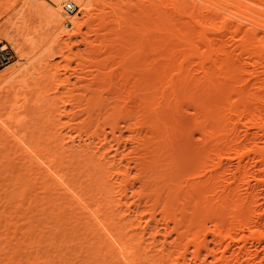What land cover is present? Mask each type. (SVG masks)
<instances>
[{
    "label": "bare ground",
    "instance_id": "obj_1",
    "mask_svg": "<svg viewBox=\"0 0 264 264\" xmlns=\"http://www.w3.org/2000/svg\"><path fill=\"white\" fill-rule=\"evenodd\" d=\"M67 1L83 14L82 22L63 12ZM141 1L23 0L0 31L3 48L10 45L18 57L0 74L1 94L15 92L3 104L0 139L22 166H28L42 192H50L40 214L58 201L48 213L52 219L56 214L58 221L63 217L67 224L76 222L70 231L73 239L85 228V236L97 242L96 252L103 253L109 264H206L201 262L203 251L216 264H264V0H148L147 5ZM94 4L100 7L92 14ZM25 9L40 19L33 29L27 27ZM68 26L72 33L65 30ZM50 27H58L62 35L37 37ZM83 27L88 29L85 34ZM72 36H81L82 53L72 54L69 43L64 48L95 73L84 80L81 62L77 63L81 77L76 78L75 70L67 73L75 76L74 83H83V99L81 92L80 100L71 97L77 83L68 89L71 76L64 79L61 73L64 80L57 86L71 96L64 101L55 92L50 97L49 87L48 95L41 90L46 101L36 95L48 102L44 107L57 123L50 121L57 127L51 131L52 139L72 154L66 161L42 148L39 139L28 138L31 133L21 134L29 114L22 115L20 109L26 111L29 97L24 91L30 80L38 76L40 81V69L52 66L48 64L56 55L52 43ZM108 53L106 60L99 59ZM146 58L151 61L141 68L138 63ZM110 64L116 67L106 72ZM52 74L51 80L56 77ZM221 89L223 94H216ZM188 105L195 113L194 130L203 140L196 143L194 164L188 161L186 130L183 140L177 141V121L187 122L188 129L189 118L183 113ZM78 109L86 115L84 123L76 124L82 115ZM62 118L67 122L61 123ZM122 131L127 133L125 141ZM126 147L127 152L122 150ZM27 191L25 186L21 196ZM54 207L58 214L52 212ZM32 218L26 235L21 234L24 240L14 244L16 250L33 235ZM64 222L54 232L55 239L68 227ZM40 234L33 237V247L24 244L27 264H38L41 258L39 250H33L43 243L38 239L46 237ZM48 245L44 246L57 248ZM79 252L82 257L83 249Z\"/></svg>",
    "mask_w": 264,
    "mask_h": 264
},
{
    "label": "rangeland",
    "instance_id": "obj_2",
    "mask_svg": "<svg viewBox=\"0 0 264 264\" xmlns=\"http://www.w3.org/2000/svg\"><path fill=\"white\" fill-rule=\"evenodd\" d=\"M23 1V0H22ZM22 1L21 0H0V31L2 32V31H4L5 30V27L7 26V24H6V22L5 21H7V19L9 20V18L14 14V13H16L17 12V10L21 7V5H22ZM86 1H90V0H86ZM135 2V3H138V2H140L141 0H138V2H137V0H131V4H133V2ZM67 2H69V1H67ZM141 2H143L144 3V0L143 1H141ZM142 3V4H143ZM146 3V4H145ZM145 3H144V5H147L148 4V0H147V2H146V0H145ZM139 4V3H138ZM13 5V6H12ZM13 7V8H15V9H13V8H10V7ZM100 6L98 5V4H94L93 5V10L91 11V13L92 14H95L96 12H97V9L99 8ZM12 9V10H11ZM170 11V10H169ZM63 12H65L64 11V9H63ZM171 12V11H170ZM188 12H189V6H188ZM66 13V12H65ZM66 14H68V13H66ZM189 14V13H188ZM70 16H72V17H74V18H76V19H78V20H80L81 22L83 21V19H82V17H83V14L82 13H77V12H75V13H73V14H69ZM24 16H25V18H26V20H28L27 21V27L29 28V29H33L34 27H36L38 24H39V21H40V19L36 16V14L34 13V11L33 10H30V9H25V11H24ZM189 22V21H188ZM8 23V22H7ZM65 30H68V31H70V33H72V27L71 26H68L67 28L65 27ZM44 30H42V31H40L39 32V36L37 35V37H42V38H44V39H47L48 37L50 38H53L54 36H56L57 34L59 35V36H61L62 34H59V32H60V29H58V27H50L48 30L47 29H45V31L43 32ZM0 32V33H1ZM43 32V33H42ZM88 32V29H86V27H83L82 28V33L83 34H85V33H87ZM45 34V35H44ZM91 36H92V34H91ZM93 37V36H92ZM110 38H112V36L110 37ZM111 41H114V39H111ZM82 43V39H81V36H72L71 37V39L70 40H68V38H66V37H64L62 40H60L59 41V43L56 45V43L54 42V44L52 43V45H51V52L52 53H56V55H54V57L53 58H51V59H49L48 61V64H50V65H52V66H50L51 67V69H50V71H49V68H46V69H40V74H39V76L41 77L40 78V81L38 80V79H36V77H38V76H35V83L32 81V80H30V84H29V87H27V88H29V89H25V91H24V96H27V99H28V97H29V99H28V103H27V108H26V111H22L23 109L21 108L20 110V112L22 113V115H25V114H29V115H27V117H26V119H28L29 120V122L28 123H26V124H28V125H26L25 124V127H24V129H22L21 130V134H22V132L24 133V132H26L27 131V136H28V134H30L29 136H28V138H34V139H36V141L38 140L39 141V145H41L42 146V148L44 147L45 149H47V150H49V153L51 152V154H57L58 156H63V157H65V160L66 161H70L71 160V152H68V150H69V148H65V150L67 149V152H64V150L59 146V141H54L52 138L53 137H51V136H53V134L55 133L54 132V128H55V125L54 124H57L54 120H53V116H50L51 114V112L49 113L48 112V109L47 108H45V107H47V104H48V102H47V104H46V102H44V100L46 101V96L49 94L50 95V97H54V95L53 94H55V92H58V95L57 94H55V95H57V96H60L61 95V97H62V99L65 101L68 97V95H70L69 93H67V91H66V89H61L60 87H58L57 85H59V81H61V80H64L65 79V76H66V74L67 73H70V74H72L73 73V71L75 70L76 72H74V74H75V76H76V78H77V76H79V77H81V74H78V73H81V68H82V66H83V62L82 61H79L78 59L76 60V59H74V58H76L75 56H73V55H69L70 53L69 52H67L66 51V49L64 48V43H69L68 45L71 47V50H70V52L72 53V54H77V53H82V51H80V50H82V48L84 49V46H83V44H81ZM4 44H5V42H2L1 41V39H0V74H2V72H3V74L4 73H6L7 71H8V66H10L12 63H14L17 59H18V57H17V55H16V53H15V51L13 50V48L12 47H10V45H8L6 48H3V46H4ZM55 45V46H54ZM54 47H56V48H54ZM63 48V49H62ZM53 49V50H52ZM63 52V54H64V52H65V56L64 57H62L61 55H60V53H58V51H60V50ZM58 53V54H57ZM69 53V54H68ZM103 56V57H102ZM107 56L109 57V53L108 54H104V55H101L100 57H99V59L101 60V58H103L102 60H106L107 59ZM6 57H8L9 58V61H8V63H5V60H4V58H6ZM67 57H68V59H67ZM105 57V58H104ZM148 57V56H147ZM135 58H137V57H135ZM147 60H149V59H151V58H146ZM146 59H144V60H142L141 62L139 61V63H138V65L139 66H141V64H143L142 66H141V68H143L144 66H145V64L147 63V64H149L150 63V61L151 60H149V61H147ZM144 61H147V62H144ZM79 62H81L82 63V66L80 67V66H77V63L78 64H80ZM39 63V62H38ZM37 63V64H38ZM145 63V64H144ZM146 64V65H147ZM85 65V64H84ZM137 65V64H136ZM53 66H56V67H53ZM66 66H68V71H66L67 70V67ZM114 67V64H110L109 66H108V69H105V70H107L106 72H108V71H110V69L112 68V67ZM52 67L54 68V69H52ZM64 67H66L65 69V71L66 72H64ZM77 67H79L80 68V70H79V72H78V69L79 68H77ZM85 67V68H84ZM89 66H83V69L85 70L86 68H88ZM111 67V68H110ZM116 67V66H115ZM114 67V68H115ZM38 68V67H37ZM40 68V67H39ZM59 68H60V70H59ZM91 69V70H90ZM90 69H86V71H88V70H90V71H92V70H94V68L92 69L91 67H90ZM57 70V71H56ZM84 70H82V73H83V75H82V78L84 79V80H86V79H88V78H90V76L92 75V74H95V73H91V72H86V71H84ZM144 70V69H143ZM46 71H47V74H46ZM54 73V75L56 74V77L54 78V79H52L51 80V78H52V72ZM49 72V73H48ZM55 72H58V73H55ZM86 73V76H88V75H90V76H88V77H85L84 76V74ZM93 72V71H92ZM95 72V71H94ZM103 72H105L104 70H103ZM60 73H61V75H60ZM64 73V74H63ZM44 74V76H42ZM49 74H51V75H49ZM63 76L64 75V79L62 78V77H60V76ZM49 76H51V78L49 79ZM69 76H71V79H70V77ZM74 75H73V78H72V75H69V74H67V77L66 78H68L69 77V81H70V86H69V88L68 89H72L73 88V84H76L77 82H75L74 83V81H76L75 80V77ZM43 77V78H42ZM45 77V78H44ZM58 77V78H57ZM85 77V78H84ZM92 77V76H91ZM57 78V79H56ZM61 79V80H60ZM56 80H58V81H56ZM37 81H39V82H37ZM51 81V82H50ZM55 81V82H54ZM33 82V83H32ZM53 82H54V84H53ZM36 83H37V85L39 84H41L40 86L38 85V87H37V85H36ZM52 83V84H51ZM55 83H57V84H55ZM48 84H50V85H48ZM81 84H83V83H80L79 85H78V83L76 84L77 85V87L74 89L75 91H73L74 93H76L78 90H79V92H77L75 95L76 96H73L74 95V93L72 94V96L71 97H74V98H76V99H78V100H80V96H78V94L82 91L83 93H84V89L82 88V86H81ZM48 85V86H47ZM54 85H56V86H54ZM34 86V87H33ZM47 86V87H46ZM52 86V87H51ZM79 86V87H78ZM3 87V88H2ZM42 89H41V88ZM50 89H49V88ZM56 87V88H55ZM58 87V88H57ZM36 88H40V90H38V89H36ZM44 88V89H43ZM48 88V91L46 90L45 91V89H47ZM52 88H55V89H57V91L56 90H54V89H52ZM61 89V94H59L60 92H59V90ZM229 88V87H228ZM2 89H4V84H2V83H0V95H2V96H0V114L1 113H4L5 112V110L3 109V107H4V105L6 104V103H8L9 101H11L12 100V98H14V96H15V92H13V91H11V92H9V94L8 93H5V94H1L3 91H2ZM83 89V90H82ZM226 89V88H225ZM41 90H44L45 91V93L46 92H48V94L46 95L45 93H44V91H42V93L43 94H45V95H42V93H41ZM64 90L66 91V92H64ZM227 90V89H226ZM27 91H28V93H27ZM4 92H6V89L4 90ZM38 92V93H37ZM81 92V93H82ZM222 92V94H223V90L221 89L220 91H218L216 94H220ZM66 93V94H65ZM80 93V94H81ZM81 94L82 95V98L81 99H83V95H85V94ZM28 94V95H27ZM38 94H40V95H42V96H45L44 97V100H42V101H40L41 100V97H40V99H38L39 97L38 96H40V95H38ZM65 94V95H64ZM79 94V95H80ZM4 95V96H3ZM36 95H38V96H36ZM67 95V96H66ZM69 96V97H70ZM77 96H78V98H77ZM196 96V95H195ZM218 96V95H217ZM65 97V98H64ZM238 97H239V95H237L236 93H233L232 92V98L234 99V100H236V99H238ZM43 98V97H42ZM34 99H35V101H34ZM39 100V102H37L38 100ZM195 99H196V97H195ZM21 102H23V101H21ZM26 102H27V100H26ZM42 104H41V103ZM36 103V106L34 105ZM37 103H39L38 104V106H37ZM4 104V105H3ZM43 105V106H42ZM44 105H46L45 107H44ZM2 106V107H1ZM32 109H31V108ZM37 107H41V109L39 108H37ZM82 107V110L84 109V107L83 106H81ZM81 107H80V109H81ZM41 110V111H40ZM79 110V109H78ZM82 110H79L80 112L82 111ZM188 112L187 111H185V108H184V115L185 116H188V129L185 127V124L187 123V122H185L184 123V121H182V120H180V121H177V124H176V127H180V128H178L177 130L179 131V137H180V139H178L177 141H179V140H183V139H187V140H185V142H187L188 143V148L190 147V149H188L187 151H188V161L190 160V159H192V160H190V162L192 163V164H194L195 163V160L197 159L196 157L197 156H194V152H196L194 149L196 148V143H198V144H200L203 140H202V138L200 137V135L198 134V132L196 131L195 132V130H194V127H195V129H196V124H195V122L193 121V119L194 118H192L191 119V117H195V116H193V115H195V113H194V110H193V108H192V106L190 107V105H188ZM44 111H45V113H44ZM77 111V110H76ZM25 112V113H24ZM29 112V113H28ZM33 112V113H32ZM43 112V113H42ZM79 112V113H80ZM186 112V113H185ZM20 113V114H21ZM40 115H39V114ZM49 113V114H48ZM84 113V111H82V115L84 116H80V114L79 115H77V117L78 116H80V117H78V118H80V119H78L77 118V123L76 124H79V123H82L83 122V119L85 120V117H86V115H84L83 114ZM194 113V114H193ZM32 114V115H31ZM48 114V115H47ZM36 115V116H35ZM29 116V117H28ZM38 116V117H37ZM49 116V117H48ZM45 117H47V118H45ZM51 117V118H50ZM31 119V121H30V119ZM42 118V119H41ZM83 118V119H82ZM47 119V120H46ZM65 119H67V118H62L61 119V123L63 122H67V121H64ZM36 120V121H35ZM41 120V121H40ZM49 120V121H48ZM68 120V119H67ZM79 120V121H78ZM82 120V121H81ZM195 120V119H194ZM34 121V122H33ZM46 121H47V123H46ZM50 121H52V123H53V121L55 122L54 124H51V122ZM192 121V123H190ZM74 122H76V120H74ZM79 122V123H78ZM38 123H40V124H38ZM44 123V124H43ZM46 123V124H45ZM49 123V124H48ZM84 123V122H83ZM173 123V122H172ZM33 124H35V125H33ZM179 124V125H178ZM194 124V125H193ZM30 125V126H29ZM37 125V126H36ZM44 125V126H43ZM51 125H53L54 127H53V130H51L52 129V126ZM122 127L120 128L121 130H123L124 129V127H123V124L121 123L120 124ZM120 125H119V127H120ZM28 128H27V127ZM36 126V127H35ZM193 126V127H192ZM182 127V128H181ZM184 127V128H183ZM57 128V127H56ZM56 128H55V131H56ZM28 129V130H27ZM31 130V131H30ZM183 130H186L185 131V133L183 132ZM38 131V132H37ZM51 131H53V132H51ZM64 131H65V129H64ZM63 131V132H64ZM67 131V130H66ZM123 132V135H124V137L122 138L124 141L127 139V133L125 132V131H122ZM34 133V134H33ZM36 133V134H35ZM53 133V134H52ZM73 133V132H72ZM181 133L183 134H187V138H183L182 139V137L184 136L185 137V135H181ZM26 134V133H25ZM119 134V133H118ZM117 134V135H118ZM34 135V136H33ZM38 136V137H37ZM37 137V138H36ZM110 137V136H109ZM126 138V139H125ZM109 139H111V138H109ZM121 139V140H122ZM31 140V139H30ZM122 140V142H124ZM202 140V141H201ZM4 140L3 139H0V264H27L25 261H26V259H24V258H26L25 256H24V258H23V256H22V254L24 253V255H25V253H26V251H27V245H26V249L24 248L25 247V245L24 244H28V243H31V244H29V246L31 245H33L34 243H32L33 241H36V240H34L33 239V237L34 238H37L36 236H37V234H38V236H39V234L41 233V232H43L41 229H40V226H42V224H43V226H42V228H43V230L45 231L44 233H41L40 235H44V234H46V237H43V238H41V240H39L38 239V244H40V243H42V244H40V245H36V246H34V247H36V248H38V247H40L39 249H33V250H35L34 252H36V251H38V252H36V254L37 253H40L38 256L39 257H41V258H39V262H38V264H64V262L63 261H67L65 264H69V263H71V264H88V262H89V260H93L94 261V263L95 264H99V261H102V263L103 264H109L110 263V261L109 260H106L104 257H103V253H97L96 252V245L95 244H97V242H94L93 240H91L89 237H86L85 236V232H86V229L84 228H82V229H80L79 230V232L77 233L78 235H77V237H79L78 239H73V236H72V234H71V232H72V230H71V227L74 225V224H76V222H72L71 224H67L68 223V219H65V218H63V217H61L62 219L61 220H59L58 221V219H60V217L59 218H57L58 216L55 214L54 215V217H53V219H52V217H51V215H49L48 213H50L51 212V209H52V206H53V204L54 205H57V203H58V201H55V202H53L52 204H51V202L49 203L50 204V206H51V208H50V206H48V209L46 210L47 212H45V213H41V214H43V215H41L40 214V212L42 211V210H40L42 207H44V206H42V204L41 203H44V201H45V199H43L44 197H49V195H50V192L49 193H47V194H44L42 191V188L40 189V186H39V184H38V182H35V180H34V175H33V173L32 172H29L28 171V166L27 165H23L22 166V163H23V161H21V160H19L18 158H17V156H16V154H14L13 153V151L11 150V147H10V145H7L6 143H4L3 142ZM35 141V140H34ZM35 141V142H36ZM37 141V142H38ZM42 141V142H41ZM32 142H33V140H32ZM37 142L35 143V145L37 144ZM110 142V141H109ZM121 142V141H120ZM200 142V143H199ZM186 143V144H187ZM34 144V143H33ZM192 144H194V146L192 145ZM44 145V146H43ZM202 145V144H201ZM200 145V146H201ZM40 146V147H41ZM191 146H192V148H191ZM199 146V145H198ZM199 146V147H200ZM127 148H129V147H126V149L124 148V149H122V150H124L125 152H127L126 150H127ZM191 149L192 150H194V151H192V152H190L191 151ZM197 152H198V150H197ZM197 152H196V155H197ZM194 153V154H193ZM190 154H192L193 155V158H191V156H190ZM199 155V154H198ZM201 155V154H200ZM186 156V155H185ZM194 157H195V159H194ZM193 161H194V163H193ZM190 163V164H191ZM76 172H77V169H76ZM25 176H24V175ZM24 176V177H23ZM19 178H21V179H19ZM25 186H27L28 187V191H27V194H26V196L25 197H22L21 196V191L24 189V187ZM256 191H258L257 193H259L260 191H261V189L260 188H258ZM36 194H38V198L37 199H35V195ZM41 199V200H40ZM49 200H50V197L48 198ZM47 199V200H48ZM41 204V205H40ZM46 204H48V203H46ZM58 206V205H57ZM32 207V208H31ZM29 208H31L30 209V211H29ZM50 208V209H49ZM55 208V207H54ZM56 209V208H55ZM40 210V211H39ZM54 210V209H53ZM58 210L56 209V211L54 210V211H52V212H54V213H57L58 214V212H57ZM67 213V212H66ZM45 215H46V218L47 219H45ZM51 217H49V216ZM52 215H53V213H52ZM30 217V218H29ZM31 217H33L32 218V220L33 221H36V223H35V227L33 228L34 230H33V235L32 236H30L29 235V238H28V242H27V240L24 242V244H23V246L21 245V249L19 250V249H17L16 250V248H13V246H14V244H17V242H19L20 241V239H21V237H23V236H21V234L22 233H24L26 230H29L28 229V227L30 226V219H31ZM64 217H66V216H64ZM42 220H41V219ZM50 221H49V220ZM39 220H41L40 221V223H39V227H37L38 225H37V223H38V221ZM47 221H49V222H47V224H46V222ZM58 223H57V222ZM63 221H65L64 222V227H66V226H68L67 228H62V229H60L61 230V233L60 232H58L59 234H57V235H59V236H57L56 235V239H55V236H54V232H56V231H58V229H59V225L60 224H62L63 223ZM67 222V223H66ZM66 223V224H65ZM45 224H46V226H45ZM11 225V226H10ZM7 226V227H6ZM10 226V227H9ZM45 227V228H44ZM7 229H9L8 231H7ZM46 229V230H45ZM39 230V231H38ZM59 230V231H60ZM64 230V231H63ZM17 231V233H15ZM41 231V232H40ZM47 231V232H46ZM71 231V232H70ZM15 233V235H14V233ZM37 234H36V233ZM68 232V233H67ZM70 232V233H69ZM5 233H8V234H5ZM26 233V232H25ZM22 234V235H26V234ZM42 235V236H43ZM67 237H66V236ZM45 236V235H44ZM40 238V237H39ZM44 238H46V239H44ZM23 239V238H22ZM21 239V240H22ZM43 239V240H42ZM47 239H48V242L49 243H51V245H55V246H57V248H55V247H53L52 248V246H50L49 248H51L52 250H50L49 248H46V246L49 244V243H47ZM24 240V239H23ZM33 240V241H32ZM46 240V241H45ZM42 241V242H41ZM23 243V242H22ZM46 243V244H45ZM44 245H46V246H44ZM42 246V247H41ZM49 246V245H48ZM59 246V247H58ZM33 247V246H32ZM212 247V245L210 244V248ZM30 249H32V248H30ZM48 249V250H47ZM77 249H78V251H77ZM83 249V256L81 257L80 256V252H79V250H82ZM33 250H31V251H33ZM50 250V251H49ZM33 253V252H32ZM34 255H35V253H34ZM189 255V254H188ZM37 256V257H38ZM80 256V257H79ZM189 257V256H188ZM31 259H33L32 258V256H31ZM189 259H190V257H189ZM34 260V259H33ZM33 260H31V262L33 261ZM206 260V261H205ZM60 261H61V263H60ZM202 261H204V263H206V264H216V263H214L213 262V259H212V257H210V254L209 253H207V252H202V257H201V262ZM211 261V262H210ZM199 264V263H198Z\"/></svg>",
    "mask_w": 264,
    "mask_h": 264
},
{
    "label": "built area",
    "instance_id": "obj_3",
    "mask_svg": "<svg viewBox=\"0 0 264 264\" xmlns=\"http://www.w3.org/2000/svg\"><path fill=\"white\" fill-rule=\"evenodd\" d=\"M64 11L68 14H73L75 12H77V7L72 3V2H67L65 5H64ZM5 60V63H8L9 61V58L6 57L4 58Z\"/></svg>",
    "mask_w": 264,
    "mask_h": 264
}]
</instances>
